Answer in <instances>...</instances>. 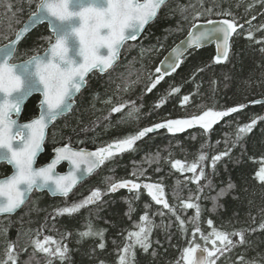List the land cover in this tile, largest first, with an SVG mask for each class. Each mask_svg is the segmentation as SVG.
Returning <instances> with one entry per match:
<instances>
[{"label": "trees", "instance_id": "obj_1", "mask_svg": "<svg viewBox=\"0 0 264 264\" xmlns=\"http://www.w3.org/2000/svg\"><path fill=\"white\" fill-rule=\"evenodd\" d=\"M38 2L33 0L29 7L26 0H0V45L14 38L15 32L36 10ZM8 3L19 9L15 15L7 10ZM192 4H197V0L170 1L139 42L132 44L131 48L125 45L121 62L110 73L99 75L95 72L89 76L73 111L58 120L50 130L40 164L52 158L54 147L65 143L96 150L168 119L189 118L208 108L221 111L240 104L246 107L224 117L207 132L194 125L183 132L170 133L162 128L148 133L136 142L132 150L106 161L94 177L67 199H52L47 193L32 196L16 215L0 218V261L6 258L8 243L15 242L19 253L17 264H47L49 258L31 246V238L35 237L38 229H43L44 235L57 239L64 233H71L64 240L70 251L63 264H101V261L118 264V250L125 244L128 232L138 230L135 225L141 223L140 217L148 212L155 225L150 236L151 247L145 253L137 246L133 264H177L189 242L203 245L200 234L197 233L194 239L192 233L195 224L204 234L210 232L208 219L219 230L229 233L244 231L245 243L224 252L216 264H241L238 261L240 256L244 257L242 264H264V230L259 228L264 222V184L255 179V172L260 167L258 161L264 157V119L258 120L251 133L232 147L238 126L250 123L253 118L264 117V105L251 103L264 97V52L261 51L264 44L255 42L264 38V31H257L260 25H264V4L260 0H204L205 7L215 6L216 11H229L232 15H205L197 21L192 19L193 8L187 7L181 12V8ZM198 7L197 4L196 10ZM184 16L188 17L187 20ZM253 16L256 17L254 20ZM225 18H234L243 25L252 20L250 25L238 29L239 34H235L232 40L227 61L214 62L213 46L193 50L173 74L163 78L151 92L146 91L152 82L150 75L153 79L157 75L155 68L160 60L186 36L192 23ZM249 30L253 32L252 40L246 38ZM50 36L47 25L36 28L20 43L13 62L22 61L37 51L44 52L48 47L46 38ZM127 85L130 87L125 91ZM173 88L180 91L172 92ZM185 95L190 99L182 103ZM109 99L111 103H106ZM161 100L164 102L160 103ZM126 101H135L138 111L134 118H126L131 106L110 115L113 105ZM38 102L39 97L28 101L23 120L37 115ZM228 148H231L230 154L222 157L213 170L211 157ZM201 152L207 159L203 162L205 177L199 181L203 191L198 192L197 184L191 180L193 174L173 169L171 161L179 159L191 163ZM59 171H64V167ZM9 173L7 166L0 165V177ZM109 177L112 182L127 179L141 184L162 183L168 203L185 221V230H181L176 216L156 204L143 187L138 191L122 188L108 192ZM229 184L233 185L231 189ZM96 188L104 193L96 204L72 215L56 214L58 208L83 200ZM222 189L225 192L221 196ZM196 195H199V200L194 199ZM190 196L193 197L191 202L198 203L201 208L197 221L192 219L195 210L185 209L181 204V201H189ZM159 212L164 215H159ZM89 221L95 229L105 230L104 249L98 247L99 237L82 239L79 236ZM252 228L256 231H249ZM232 239L237 241L239 238ZM24 248L27 251H23ZM53 264H61V261L53 259Z\"/></svg>", "mask_w": 264, "mask_h": 264}, {"label": "snow or ice", "instance_id": "obj_2", "mask_svg": "<svg viewBox=\"0 0 264 264\" xmlns=\"http://www.w3.org/2000/svg\"><path fill=\"white\" fill-rule=\"evenodd\" d=\"M26 2L30 7L33 0H26ZM260 2L264 4V0ZM166 3L167 0H39L36 3V10L29 16V22L15 32L14 39H9L7 44L0 46V164L8 165L12 169L11 174L0 178V216L14 214L28 202L34 191L46 189L53 195L68 197L85 175L93 173L117 154L132 150L138 140L156 129L166 128L170 133H177L199 125L207 132L224 117L246 107L240 104L221 111L208 108L201 114H194L189 118L169 119L143 128L134 135L97 147L95 151L75 149L70 142L65 143L55 148V157L49 163L36 167L37 156L43 150L49 127H54L60 117L72 111L76 95L86 86L89 74L93 72L106 74L114 69L120 60L121 50L126 44L129 48L134 46L129 42L138 41L145 27L157 18ZM197 4L198 10H196ZM197 4L181 8V12L186 11L187 7L193 8L195 10L192 16L193 21L205 15L224 17L232 15L229 11H216L215 6L205 7L204 0H197ZM251 7L252 5L249 6ZM6 8L12 11L13 15L19 11L14 9L11 3H8ZM183 18L187 20L188 17ZM255 18V16L252 17L253 20ZM45 21L48 23L52 36L46 38L48 47L44 49L43 55L37 51L26 60L13 63L17 45L23 35ZM205 23L208 27L197 23L191 24L186 40L181 41L180 45L172 49L170 56L165 58L167 67L163 70L161 67H156L157 75L154 79L150 75L152 82L146 87L147 92H151L166 75L170 74V71L174 72L180 67L189 48L199 49L205 43H215L217 53L214 62L219 64L228 60L232 37L234 34L238 35V29H242L244 25L237 23L234 18L219 21L208 19ZM246 23L251 24V21ZM257 31H264V25H260ZM246 38L253 39L251 30L247 32ZM5 39L8 38L5 37ZM255 42L264 44V38ZM261 51L264 52V48H261ZM129 87L130 85H127L124 90L127 91ZM179 91V88L172 89V92ZM34 94H39L40 97L39 114L29 122L20 123L18 118L22 108ZM189 99L190 97L185 95L182 103H187ZM163 102L161 100L160 103ZM106 103H111V99ZM251 103L260 104L264 101L255 100ZM129 106L131 107L126 113V118H134V114L138 111L135 101L113 105L110 115L121 113ZM261 119L264 117L253 118L250 123L238 126L236 142L232 144V147L251 133ZM230 152L231 148H228L211 157L213 170L216 163L222 157L228 156ZM206 159V155L201 152L196 161L188 163L176 159L171 161V167L181 173L191 172L192 182L197 184L198 192H202L203 187L200 186L199 181L205 177L203 162ZM61 161H68L71 165L70 171L65 175L55 171ZM258 162L260 167L255 172V179L264 184V157H261ZM107 179L109 180L108 192H116L122 188L138 191L143 187L156 204L162 205L164 209L176 216L181 230H185V221L168 203L162 183L141 184L127 179L112 182L111 177ZM232 187V184L228 185L229 189ZM224 192L225 190L222 189L219 195H224ZM103 194L101 189L96 188L83 200L58 208L56 214L78 213L81 209L96 204ZM194 199L199 200V195H196ZM192 200L193 197L190 196L189 201H181V204L185 209L195 210V216L192 219L197 221L201 215V208L198 203L191 202ZM158 214L164 215L163 212ZM140 221L141 223L135 225L138 230L129 231L125 244L118 250V264H133L137 246L145 253L151 247L150 236L155 227L153 220L148 212H145L140 217ZM207 225L211 229L207 234L202 232L198 224L194 225L193 238L195 239L196 234L199 233L204 243L201 245L189 242V246L183 249L177 264H180V261H183V264H216L219 256L224 252H230L237 244L245 243L243 230L231 233L219 230L213 226L211 219L207 220ZM259 228L264 230V222L260 223ZM104 231L95 229L89 221L86 229L79 232V236L82 239L99 237L101 242L98 247L104 249ZM249 231L254 232L256 229L252 228ZM70 235L71 233H64L60 239H57L52 235H44L43 229H38L35 237L31 238V246L34 251L43 253L49 258L47 264H53V259H59L63 264L68 259L70 251L64 240ZM232 237L239 239L234 241ZM209 244L211 247H208ZM23 251H27V248ZM18 256L16 243L10 242L5 250L6 258L0 261V264H17ZM238 261L242 264L244 257L240 256ZM101 264L104 262L101 261Z\"/></svg>", "mask_w": 264, "mask_h": 264}, {"label": "water", "instance_id": "obj_3", "mask_svg": "<svg viewBox=\"0 0 264 264\" xmlns=\"http://www.w3.org/2000/svg\"><path fill=\"white\" fill-rule=\"evenodd\" d=\"M170 1H172V0H167V3L166 4H168ZM165 4V5H166ZM164 5V6H165ZM163 6V7H164ZM162 7V8H163ZM161 8V9H162ZM160 12H161V10H160ZM160 12H159V14H160ZM159 14H158V16H159ZM157 16V17H158ZM157 19V18H156ZM155 19V20H156ZM154 20V21H155ZM219 20H222V19H218V20H216V21H219ZM153 21V22H154ZM29 22V17L27 18V20L24 22V24L20 27V29L26 24V23H28ZM153 22H151L149 25H147L146 27H145V30H144V32L141 34V36L139 37V39H138V41H136V42H132V41H130L129 42V44H134V43H137V42H139L140 41V39L142 38V36L144 35V33L146 32V30H147V28L153 23ZM197 24H200V25H202V26H204V27H208V25H206V23L205 22H202V21H199V22H197ZM42 25H47L48 26V23L45 21L44 23H42V24H38V25H36L34 28H32V29H30V31L28 32V33H25L24 35H23V37H22V39H21V41L18 43V45H17V49H18V47H19V45H20V43L31 33V32H33L36 28H38L39 26H42ZM245 25H249V23H245ZM48 28H49V26H48ZM49 32L52 34V32H51V30H50V28H49ZM187 35H188V33L186 34V36L183 38V39H181L178 43H176L164 56H163V58L160 60V62L158 63V65H157V67H161L162 68V70L164 69V68H166L167 67V64H166V62H165V58L166 57H168V56H170V54H171V52H172V49L174 48V47H176L177 45H180V43H181V41H184V40H186V38H187ZM234 36H235V34L233 35V37H232V39L234 38ZM15 38V37H14ZM8 43V42H7ZM6 43V44H7ZM231 43H232V40H231ZM211 46H213L214 47V50H215V56H216V53H217V47H216V44L215 43H205L204 44V46H202L201 48H199V49H196V48H189L188 50H187V52L185 53V55H184V58L191 52V51H193V50H203V49H206V48H208V47H211ZM122 51H123V49L121 50V57H120V60H119V62L117 63V65L121 62V60H122ZM17 52V51H16ZM44 53V52H43ZM43 53H41V55H43ZM183 58V59H184ZM19 63V62H18ZM116 65V66H117ZM115 66V67H116ZM114 67V68H115ZM178 69V68H177ZM176 69V70H177ZM113 70V69H112ZM112 70H110L108 73H110ZM175 70V71H176ZM170 71V70H169ZM174 71V72H175ZM174 72H172V71H170V74L169 75H166L164 78H166V77H168V76H170L171 74H173ZM94 73V72H93ZM99 75H107L108 73H106V74H100L99 72H97ZM92 73H90L89 74V76L91 75ZM89 76L87 77V79L89 78ZM86 86H87V84H86ZM86 86L81 90V92L80 93H78L77 95H76V98H75V103H74V105H73V108H72V110L75 108V106H76V99L80 96V94L82 93V91L86 88ZM34 96H38L39 97V94H34L33 95V97ZM32 97H30L29 98V100L31 99ZM28 100V101H29ZM257 100H260V101H264V97H262V98H259V99H257ZM28 101H26L25 102V105L23 106V108H22V112H21V115H20V117L18 118L19 119V122H20V119H21V116H22V113H23V111H24V108H25V106H26V104L28 103ZM252 104H254V103H252ZM255 105H264V103H260V104H255ZM72 112V111H71ZM70 112V113H71ZM70 113H68V114H66L65 116H67V115H69ZM14 118H16V117H14ZM60 118H62V117H60ZM59 118V119H60ZM58 119V120H59ZM21 123V122H20ZM24 123H26V122H24ZM52 126H50L49 127V129H48V132H49V130H50V128H51ZM47 136H48V133H47ZM47 140V139H46ZM45 143H46V141H45ZM60 147V146H59ZM73 148H75V147H73ZM75 149H84V148H75ZM84 150H86V151H93V150H89V149H84ZM45 152V144H44V146H43V150L38 154V156H37V161H38V159H39V157L43 154ZM55 157V149L53 150V157L51 158V160L53 159ZM50 160V161H51ZM37 161H36V165H37ZM49 161V162H50ZM63 165H66V170L64 171V172H58V168L59 167H61V166H63ZM45 166V165H44ZM10 167V166H9ZM37 167V166H36ZM82 167H83V165H82ZM70 169H71V165H70V163L68 162V161H61L57 166H56V169H55V171L58 173V174H60V175H65V174H67L69 171H70ZM101 169V167L99 168V169H97V170H95L93 173H91V174H88V175H85L82 179H81V181L76 185V187L72 190V192L69 194V196L70 195H72L73 194V192H74V190L81 184V183H83V182H85L86 180H88V179H90V178H92L99 170ZM35 192V191H34ZM33 192V193H34ZM36 192H48L49 193V195H50V197L51 198H67V197H62V196H58V195H53L51 192H49L48 190H41V191H36ZM33 193H31V196H32V194ZM31 196H30V198H31ZM68 196V197H69ZM30 200V199H29ZM28 200V201H29ZM25 206V205H24ZM24 206H22L20 209H18L14 214H12V215H10V216H13V215H16L17 214V212H20L21 211V209L24 207ZM0 217H3V216H0Z\"/></svg>", "mask_w": 264, "mask_h": 264}, {"label": "bare ground", "instance_id": "obj_4", "mask_svg": "<svg viewBox=\"0 0 264 264\" xmlns=\"http://www.w3.org/2000/svg\"><path fill=\"white\" fill-rule=\"evenodd\" d=\"M43 154H44V153H43ZM43 154H42V155H43ZM42 155H41V156H42ZM41 156L39 157V159H38V161H37V165H36L37 167H42V166L46 165L47 163H49V161L51 160V159H50V160H49L48 162H46L45 164H42V165H41V164H40V158H41ZM52 157H53V156H52ZM61 167H64V171L66 170V166L63 165V166H61ZM61 167L58 168V172H64V171H59V169H60ZM83 183H84V182H83ZM83 183H81L78 187H80ZM78 187H77V188H78ZM77 188H76V189H77ZM76 189H75V190H76ZM75 190H74V192H75ZM42 193H47V194L49 195L48 192H36V194H42ZM33 195H34V194H32V196H33ZM49 196H50V195H49ZM30 200H31V198H30ZM30 200H29V201H30ZM29 201L25 204V206L29 203ZM17 213H18V212H17Z\"/></svg>", "mask_w": 264, "mask_h": 264}, {"label": "flooded vegetation", "instance_id": "obj_5", "mask_svg": "<svg viewBox=\"0 0 264 264\" xmlns=\"http://www.w3.org/2000/svg\"><path fill=\"white\" fill-rule=\"evenodd\" d=\"M36 116H38V113H37V115H34V116H32V118L31 119H33V118H35ZM31 119H26V120H23V119H21V122H28V121H30ZM46 144H47V142H46ZM57 147V146H56ZM56 147H54L52 150H51V155H52V151L56 148ZM46 150V149H45ZM0 165H3V164H0ZM5 165V164H4ZM5 166H7V165H5ZM8 167V166H7ZM9 169H10V173H11V168L10 167H8ZM9 173V174H10ZM8 174V175H9ZM2 177H4V176H2ZM2 177H0V178H2ZM74 194V193H73ZM34 195H38V194H36V193H34ZM33 195V196H34ZM48 196V195H47ZM36 197V196H35ZM49 197V196H48ZM32 198V197H31ZM49 198H51V197H49ZM52 199H56V198H52ZM57 199H59V198H57ZM13 217V216H12ZM0 218H6V217H0Z\"/></svg>", "mask_w": 264, "mask_h": 264}, {"label": "rangeland", "instance_id": "obj_6", "mask_svg": "<svg viewBox=\"0 0 264 264\" xmlns=\"http://www.w3.org/2000/svg\"><path fill=\"white\" fill-rule=\"evenodd\" d=\"M168 120H169V119H168ZM165 121H167V120H165ZM165 121H164V122H165ZM195 126H199V125H195ZM190 128H191V127H190ZM165 129H166V128H165ZM187 129H188V128H187ZM187 129H185V130H187ZM185 130H184V131H185ZM167 131H168V130H167ZM146 191H147V190H146ZM147 193H148V192H147Z\"/></svg>", "mask_w": 264, "mask_h": 264}]
</instances>
